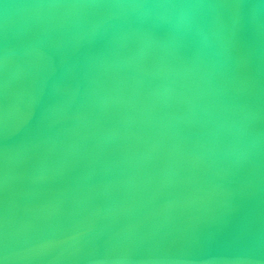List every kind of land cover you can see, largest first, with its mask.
Listing matches in <instances>:
<instances>
[{
	"label": "water",
	"instance_id": "water-1",
	"mask_svg": "<svg viewBox=\"0 0 264 264\" xmlns=\"http://www.w3.org/2000/svg\"><path fill=\"white\" fill-rule=\"evenodd\" d=\"M128 2L0 0V264H264V0Z\"/></svg>",
	"mask_w": 264,
	"mask_h": 264
},
{
	"label": "clouds",
	"instance_id": "clouds-1",
	"mask_svg": "<svg viewBox=\"0 0 264 264\" xmlns=\"http://www.w3.org/2000/svg\"><path fill=\"white\" fill-rule=\"evenodd\" d=\"M120 8L150 10L172 25L182 39L200 46L209 42L205 22L216 5L210 0H130L115 5Z\"/></svg>",
	"mask_w": 264,
	"mask_h": 264
}]
</instances>
